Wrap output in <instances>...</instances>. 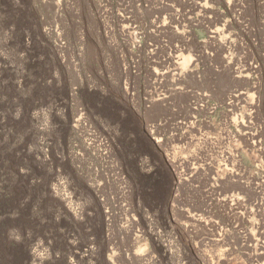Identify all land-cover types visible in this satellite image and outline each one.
Returning a JSON list of instances; mask_svg holds the SVG:
<instances>
[{
  "label": "rangeland",
  "instance_id": "374dc122",
  "mask_svg": "<svg viewBox=\"0 0 264 264\" xmlns=\"http://www.w3.org/2000/svg\"><path fill=\"white\" fill-rule=\"evenodd\" d=\"M263 252L264 0H0V264Z\"/></svg>",
  "mask_w": 264,
  "mask_h": 264
},
{
  "label": "bare ground",
  "instance_id": "6f19581e",
  "mask_svg": "<svg viewBox=\"0 0 264 264\" xmlns=\"http://www.w3.org/2000/svg\"><path fill=\"white\" fill-rule=\"evenodd\" d=\"M245 127H246V125H245ZM261 234V233H260ZM263 254H264V252H263Z\"/></svg>",
  "mask_w": 264,
  "mask_h": 264
}]
</instances>
